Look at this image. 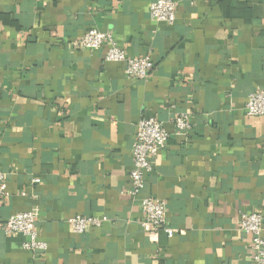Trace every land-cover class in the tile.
<instances>
[{
    "label": "crops",
    "instance_id": "obj_1",
    "mask_svg": "<svg viewBox=\"0 0 264 264\" xmlns=\"http://www.w3.org/2000/svg\"><path fill=\"white\" fill-rule=\"evenodd\" d=\"M155 1L0 0V222L36 210L48 246L25 250L0 226V264H254L240 221L261 214L264 235V117L246 113L264 90V0H174L171 26L151 19ZM93 29L153 62L149 78L128 80L107 46L70 48ZM145 118L170 139L143 196L184 232L155 243L129 194ZM75 216L102 225L78 234Z\"/></svg>",
    "mask_w": 264,
    "mask_h": 264
},
{
    "label": "built area",
    "instance_id": "obj_2",
    "mask_svg": "<svg viewBox=\"0 0 264 264\" xmlns=\"http://www.w3.org/2000/svg\"><path fill=\"white\" fill-rule=\"evenodd\" d=\"M150 17L154 22L174 25L177 20V3L174 0H156L150 6ZM74 50L97 51L107 46L106 62L125 64V75L128 80L140 81L149 78L154 64L148 58L130 57L124 49L119 48L111 33L90 30L82 38L69 44ZM246 113L250 117H264V90L250 95L246 104ZM174 126L180 133L191 129V119L188 113H179L174 119ZM170 134L165 125L153 118L139 121L133 146V169L130 173V196L138 198L144 219L142 227L149 240L158 242L161 233L173 238L184 232L175 230L167 223L166 202L152 196H143L146 178L154 171L155 161L166 149ZM41 183L40 179L34 180ZM8 196L3 175L0 174V200ZM38 213L36 210L20 213L8 220L0 222V226L8 236H23L29 241L24 249L30 252H44L48 246L40 241L37 230ZM69 225L78 234L91 228L100 227L102 221L96 218L75 216L69 220ZM240 230L251 238V249L254 253V264H264L263 217L261 214H242Z\"/></svg>",
    "mask_w": 264,
    "mask_h": 264
}]
</instances>
